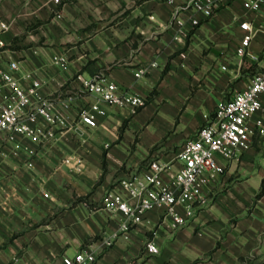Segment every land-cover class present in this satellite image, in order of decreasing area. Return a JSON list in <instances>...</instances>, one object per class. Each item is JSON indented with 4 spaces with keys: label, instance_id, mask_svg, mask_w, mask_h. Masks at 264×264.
Instances as JSON below:
<instances>
[{
    "label": "crops",
    "instance_id": "0c3cea01",
    "mask_svg": "<svg viewBox=\"0 0 264 264\" xmlns=\"http://www.w3.org/2000/svg\"><path fill=\"white\" fill-rule=\"evenodd\" d=\"M191 1L0 0L7 55L36 72L40 95L59 98L66 86L77 95L70 126L49 146L16 136L0 152V264H65L84 249L98 255L94 264H264V109L251 120V145L219 158L224 172L186 226L170 231L156 210L128 239L102 243L118 229L102 208L106 192L154 160L176 169L185 142L264 68V11L214 0L205 19ZM246 20L256 35L240 57ZM78 74L106 77L145 104L132 114L101 103L97 126L88 127L79 114L97 96L78 91Z\"/></svg>",
    "mask_w": 264,
    "mask_h": 264
},
{
    "label": "built area",
    "instance_id": "2783aa9c",
    "mask_svg": "<svg viewBox=\"0 0 264 264\" xmlns=\"http://www.w3.org/2000/svg\"><path fill=\"white\" fill-rule=\"evenodd\" d=\"M191 5L205 19L211 18L216 10L214 0H192ZM244 8L250 13L262 12L264 0H246ZM57 17L61 18L62 14L57 12ZM201 22L199 18L192 20L194 26ZM240 29L245 34L237 55L247 57L256 30L249 20L242 22ZM8 52L6 42L0 37V152L15 142L16 136L49 146L60 132L70 126L67 113L71 111L77 95L68 92L67 86L59 98L40 95L44 85L42 80L34 71H22L21 61L8 56ZM59 64L64 67L66 58L62 57ZM143 74L144 70H139L136 76ZM75 80L79 83V92L97 96V100L79 114L80 121L88 127L97 126V113L104 111L101 103L127 109L132 114L145 104L141 96L121 91L117 83L106 77L87 79L78 74ZM263 95L264 68L253 76L245 90L221 103L197 134L185 142L176 169L154 160L141 173L122 179L119 190L107 191L102 208L111 220L118 222V229L102 239L104 248L113 247L120 237L128 239L132 230L143 225L147 215L156 210L160 211L162 224L168 222L170 231L186 226L197 207L205 201L204 188L224 172L219 158H236L251 145V120L264 109ZM259 126L264 134L262 123ZM146 246L150 253L159 252L153 240ZM97 259L96 253L84 249L72 258H65V264H94Z\"/></svg>",
    "mask_w": 264,
    "mask_h": 264
},
{
    "label": "trees",
    "instance_id": "16d2710c",
    "mask_svg": "<svg viewBox=\"0 0 264 264\" xmlns=\"http://www.w3.org/2000/svg\"><path fill=\"white\" fill-rule=\"evenodd\" d=\"M215 12H216V10H215ZM214 12V13H215ZM214 15V14H213ZM156 94V92L154 91L153 93H152V96L153 95H155ZM264 195V185L262 186V189L260 190V192H259V194L257 195V197L258 198H260V197H262Z\"/></svg>",
    "mask_w": 264,
    "mask_h": 264
}]
</instances>
